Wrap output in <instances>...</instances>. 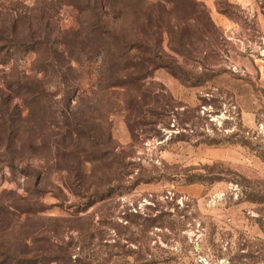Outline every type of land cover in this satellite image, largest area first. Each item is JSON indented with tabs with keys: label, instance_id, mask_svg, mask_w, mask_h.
Masks as SVG:
<instances>
[{
	"label": "rangeland",
	"instance_id": "1",
	"mask_svg": "<svg viewBox=\"0 0 264 264\" xmlns=\"http://www.w3.org/2000/svg\"><path fill=\"white\" fill-rule=\"evenodd\" d=\"M0 264H264V0H0Z\"/></svg>",
	"mask_w": 264,
	"mask_h": 264
},
{
	"label": "trees",
	"instance_id": "2",
	"mask_svg": "<svg viewBox=\"0 0 264 264\" xmlns=\"http://www.w3.org/2000/svg\"><path fill=\"white\" fill-rule=\"evenodd\" d=\"M98 23V22H97ZM103 27V26H101ZM99 35L101 37H103L105 40L110 41V43H113V45L119 46V45H123L126 46V50L123 51V53H116L113 50L114 49H103L101 50L103 53L104 51H106V53L110 56H114L117 58V63L115 65H111V69H115L113 70L114 74L117 75V80H108V83H104V88L105 89H132L134 88V85H137V89H142L144 87V84H140L142 83V80L146 77L148 72H152L157 68H166L168 70L171 71V73L177 77L180 78L181 77V69L179 66H175V65H169L168 63L162 62L160 60H157L156 62H153V64H151V62L147 63L148 65H145L144 63H146V59L150 60L153 58L154 55L158 56L157 52L154 51V49L152 48L153 46L147 42V41H139L135 44H125L124 42H114V38L117 39V37L115 36V34H112L111 32H107L106 30H104L103 28H101V32H99ZM135 52L138 53H143L142 56H138V54H136ZM94 54V53H100V51L98 52H89V54ZM144 55V56H143ZM148 56V57H145ZM156 61V60H155ZM112 72V75H113ZM138 98V97H137ZM136 105H135V109H137L139 111V113L141 114V116H143L142 113H144V103L141 101V99H136ZM12 170L13 171H17L18 168L17 166H15L14 164L11 165ZM99 201V200H96ZM94 202H90L89 204H87L85 209H88L89 207H91L92 205H94Z\"/></svg>",
	"mask_w": 264,
	"mask_h": 264
}]
</instances>
